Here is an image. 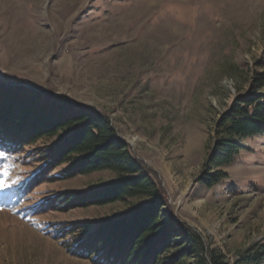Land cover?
Listing matches in <instances>:
<instances>
[{
	"label": "rangeland",
	"instance_id": "374dc122",
	"mask_svg": "<svg viewBox=\"0 0 264 264\" xmlns=\"http://www.w3.org/2000/svg\"><path fill=\"white\" fill-rule=\"evenodd\" d=\"M260 78L264 0H0V85L109 117L157 175L167 216L194 228L226 264L264 245V137L244 142L225 179L201 182L220 120ZM55 143L0 153V264H94L72 255L59 230L121 218L145 202L32 214L54 196L117 179L104 171L19 196L44 165L35 152Z\"/></svg>",
	"mask_w": 264,
	"mask_h": 264
},
{
	"label": "trees",
	"instance_id": "16d2710c",
	"mask_svg": "<svg viewBox=\"0 0 264 264\" xmlns=\"http://www.w3.org/2000/svg\"><path fill=\"white\" fill-rule=\"evenodd\" d=\"M264 78L234 102L218 124V139L206 161L203 184L212 187L227 177L246 150L244 142L264 137ZM56 143L35 155L44 163L21 188L28 195L43 183L110 171L117 175L95 190L54 196L32 214L144 200L126 216L76 223L62 230L63 245L74 256L94 264H226L203 236L168 214L165 193L153 173L119 137L111 119L24 86L0 85V153L16 155L42 140ZM64 169L58 175L54 171ZM73 244H66L67 237ZM235 264H264V245L247 250Z\"/></svg>",
	"mask_w": 264,
	"mask_h": 264
}]
</instances>
